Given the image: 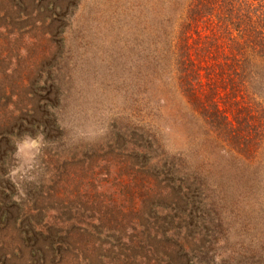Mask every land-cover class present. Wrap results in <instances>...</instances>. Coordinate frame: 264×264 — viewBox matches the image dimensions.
Listing matches in <instances>:
<instances>
[{
  "label": "rangeland",
  "instance_id": "obj_1",
  "mask_svg": "<svg viewBox=\"0 0 264 264\" xmlns=\"http://www.w3.org/2000/svg\"><path fill=\"white\" fill-rule=\"evenodd\" d=\"M127 2L0 0V211L17 217L49 194L50 222L62 227L66 210L67 226L100 228H89L81 264H258L263 174L240 167L252 158L214 135L203 144L212 155L189 144L196 136L201 146L206 126L193 118L175 69L149 75L158 69L143 50L155 23L144 11L139 26ZM37 132L51 142L38 162L50 175L24 184L17 201L18 186L3 177L14 163L11 138ZM72 204L82 207L73 216ZM27 225L0 224V264H51L30 253L38 242Z\"/></svg>",
  "mask_w": 264,
  "mask_h": 264
},
{
  "label": "trees",
  "instance_id": "obj_2",
  "mask_svg": "<svg viewBox=\"0 0 264 264\" xmlns=\"http://www.w3.org/2000/svg\"><path fill=\"white\" fill-rule=\"evenodd\" d=\"M126 1L123 8L127 10L130 7L135 12L139 26L144 25V11L151 14L155 23L150 34V51L143 50L149 56L152 68L158 69V72L153 70L149 75H168L175 69L179 73L177 84L189 99L193 118L197 116L206 126L201 146L196 136L188 140L189 144L195 145L196 152L202 157L216 152L203 149V144L210 142L212 135L217 141L221 139L232 143L231 150L243 151L252 158V162L242 161L239 166L251 169L253 164L257 165L264 178V0ZM139 50L142 53L141 46ZM140 73L144 75V69ZM215 98L219 99L222 108ZM143 106L145 104L140 99L137 107L141 108L137 111L139 114ZM137 125L139 134L133 125L135 135L144 139L147 135L142 121H138ZM219 145L221 147L222 144ZM61 164L64 166L67 163ZM7 171H4L3 177H7ZM40 193L29 211L17 210V217L10 212L4 216L0 211V224L5 226L7 223L17 232L20 224L28 221L26 227L29 230H26L30 239L32 243L38 242L31 247L33 250L30 253L38 250L37 253L51 264L58 258L56 264H81L84 260V253L81 252L89 248L85 238L89 228L95 231L100 228L91 223H80L74 218L71 221L76 223L67 226L65 222L70 221V217L66 210L62 215L67 221L59 219L62 227L50 222L49 213L54 211L50 200L53 198ZM75 209L82 207L72 204L68 213L73 216V212L77 211ZM42 218H45L44 223ZM113 220L116 221V217ZM113 223L119 226V223ZM59 232L64 235L60 236ZM83 239L85 242H82ZM28 246V243L24 245L26 249H29ZM62 248L66 252L71 249L76 251L69 257L70 252L65 256ZM262 257L258 264H264Z\"/></svg>",
  "mask_w": 264,
  "mask_h": 264
},
{
  "label": "clouds",
  "instance_id": "obj_3",
  "mask_svg": "<svg viewBox=\"0 0 264 264\" xmlns=\"http://www.w3.org/2000/svg\"><path fill=\"white\" fill-rule=\"evenodd\" d=\"M15 148L13 153L14 163L7 171V178L18 186V196L14 200H19L26 193L23 191V185L27 183H39L42 178L46 179L50 174L41 176L38 162L44 148L51 142L46 140L43 132H37L35 136L31 133H24L22 136L12 137Z\"/></svg>",
  "mask_w": 264,
  "mask_h": 264
}]
</instances>
